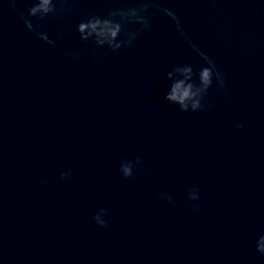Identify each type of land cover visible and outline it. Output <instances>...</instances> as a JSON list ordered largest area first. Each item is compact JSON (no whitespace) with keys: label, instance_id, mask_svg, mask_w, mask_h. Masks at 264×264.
Returning a JSON list of instances; mask_svg holds the SVG:
<instances>
[{"label":"water","instance_id":"95a60500","mask_svg":"<svg viewBox=\"0 0 264 264\" xmlns=\"http://www.w3.org/2000/svg\"><path fill=\"white\" fill-rule=\"evenodd\" d=\"M119 169L0 158V264H264V189ZM191 188L197 201L188 199Z\"/></svg>","mask_w":264,"mask_h":264},{"label":"clouds","instance_id":"9594fccd","mask_svg":"<svg viewBox=\"0 0 264 264\" xmlns=\"http://www.w3.org/2000/svg\"><path fill=\"white\" fill-rule=\"evenodd\" d=\"M16 8L17 4L15 0L11 5ZM67 0H38V3L27 6V13L30 16L39 15L40 18L47 17L50 14L57 13L58 10H66ZM129 14H134V10H131ZM116 15H126L123 10H114L107 16L100 14H92L84 19L78 21L74 26L79 33L81 40L91 39L98 45H103L105 42L115 50L119 45L113 46V41L120 31V24L117 23L112 17ZM20 16L23 18L24 13L20 12ZM212 64V61H209ZM173 78L164 88V99L171 105L176 106L181 112H196L204 109L205 105L203 101L208 94V89L213 83V76H216L217 82L221 88L224 87V73L218 70L214 71L213 68H203L199 75V83H196L192 79V69L189 66H177L172 72L168 73L169 77ZM237 128H242L243 125L237 124ZM140 164V158H136L135 164L130 160H122L120 164V173L124 177H131L134 169ZM72 175L71 170H65L60 173L61 179L70 177ZM46 183V181H45ZM162 199H166L169 202L172 201V196L164 193L160 194ZM188 199L191 201H197L199 199V190L191 188L188 191ZM194 209L198 208V205H193ZM104 212V209H101ZM93 219L100 227L106 225V220L100 218V213H97ZM257 250L260 254L264 255V236H261Z\"/></svg>","mask_w":264,"mask_h":264}]
</instances>
